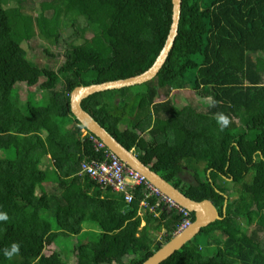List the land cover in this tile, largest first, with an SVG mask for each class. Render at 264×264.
Here are the masks:
<instances>
[{
    "label": "trees",
    "instance_id": "1",
    "mask_svg": "<svg viewBox=\"0 0 264 264\" xmlns=\"http://www.w3.org/2000/svg\"><path fill=\"white\" fill-rule=\"evenodd\" d=\"M47 1L55 8L34 17L36 35L61 49L51 64H38L22 0H0V212L9 217L0 221V264L12 243L21 264L45 247L51 252L43 264H141L173 237L183 216L161 203L156 215L147 208L138 214L144 186L129 188L127 204L123 193L79 173L83 159L101 154L82 136L70 93L150 67L169 31L171 0ZM19 35L33 47L8 59L1 42ZM186 87L210 89L216 105H174L171 91ZM81 106L139 160L219 213L159 264H264V160H252L254 152L264 154V0H182L177 35L157 74L91 94ZM217 112L230 118L222 132ZM173 128L184 132L182 147L168 159L149 158L155 146L173 142ZM46 155L51 164L42 163ZM239 181L243 193L232 197L230 184Z\"/></svg>",
    "mask_w": 264,
    "mask_h": 264
},
{
    "label": "water",
    "instance_id": "2",
    "mask_svg": "<svg viewBox=\"0 0 264 264\" xmlns=\"http://www.w3.org/2000/svg\"><path fill=\"white\" fill-rule=\"evenodd\" d=\"M181 1L182 0H171L172 14L169 31L162 48L150 67L139 74L126 78L93 83L89 85H79L73 88L70 93V111L87 131L94 134L101 141H103L105 145L125 164L143 174L161 191L169 195L187 210L194 213V220L188 227L173 235V237L168 242H166L161 248L145 259L141 264H159L163 262L176 250L181 248L184 243L192 239L202 227L207 226L214 220L220 219L219 213L214 204L209 199H203L201 201L190 199L181 190L174 187L161 175L156 173L148 165L139 160L132 149H126L82 108L81 100L96 92L138 85L153 78L165 62L177 35L181 11Z\"/></svg>",
    "mask_w": 264,
    "mask_h": 264
},
{
    "label": "built area",
    "instance_id": "3",
    "mask_svg": "<svg viewBox=\"0 0 264 264\" xmlns=\"http://www.w3.org/2000/svg\"><path fill=\"white\" fill-rule=\"evenodd\" d=\"M88 135L95 151L100 152L101 156L90 159H83L79 165V173L88 175L102 188H109L115 192L123 193L125 203H131L134 193L129 188L135 186H144L145 192L139 203L138 214L141 209H146L150 213L157 214L156 207L160 205L166 206L168 209L179 211L183 219L177 225L173 235L185 229L192 223L191 211L180 205L169 195L161 191L152 184L143 174L125 164L115 153H113L103 141L94 134L89 133L85 128L82 129V136ZM149 197H155V202L150 205Z\"/></svg>",
    "mask_w": 264,
    "mask_h": 264
},
{
    "label": "rangeland",
    "instance_id": "4",
    "mask_svg": "<svg viewBox=\"0 0 264 264\" xmlns=\"http://www.w3.org/2000/svg\"><path fill=\"white\" fill-rule=\"evenodd\" d=\"M54 5L47 1V0H22V22L25 26L27 27H31L34 29V38L36 39V45L37 47L33 49V52L35 53V57L34 60L38 63V64H42V63H50L54 60L53 54H55L56 52H58L61 47L59 45H55L54 43L48 41V40H43L38 38V36L36 34L38 33V29L36 26H34V17L40 12V11H47V10H52L54 9ZM61 16V13H59ZM62 24V23H61ZM112 30L115 32L116 35L120 36V32H121V28L118 24H112ZM71 32V27H65L62 29L61 33L63 35H67ZM91 34L87 33V36H90ZM25 36L24 35H19L17 37H8V39L4 38L1 42V45H3V49L5 51V55L6 57H8V59H17L19 57H21V55L25 52H28L31 47H33V43L29 44L27 43L26 46V40H25ZM34 44V45H35ZM43 52V54H42ZM197 60H199V55H197ZM21 88L23 89V85H20ZM189 88H183V89H179L176 90L174 92V94H177V100L180 103V105H183V103L187 104L188 98L192 101V103L195 104H207L209 102V98L210 97V89H203V90H188ZM42 95H44V98H46L48 95L45 91V89H40L38 90ZM201 106V105H200ZM138 113L137 111H134L131 115H129L127 117V119H125V121L128 122V120H132L135 117H137ZM141 137V135L139 136ZM149 137V138H148ZM148 138L147 140L150 139V135L147 133L146 134H142V138L141 139H145ZM135 153V152H134ZM48 157H43L42 161L45 163L48 161ZM51 162V161H50ZM202 175V174H201ZM202 177V176H201ZM242 181H239L237 184H230L232 194L233 195H239L240 193H243V189H242ZM48 186H52L48 185ZM249 206V204H243L241 205V212L246 211L247 207ZM252 217H255V214H252ZM253 223V222H252ZM244 225V223H243ZM253 224L250 225L249 227H247V230L249 231L252 228ZM216 235H219V233H214ZM213 234V235H214ZM199 240L201 239L198 238ZM51 252V248H47L45 247L42 251L41 254L37 257L31 258L29 260H27V264H43V257L48 255ZM19 262H22L20 260H18V258H12L11 260L5 258L3 260V264H21ZM169 264H182V260H178V261H172Z\"/></svg>",
    "mask_w": 264,
    "mask_h": 264
},
{
    "label": "crops",
    "instance_id": "5",
    "mask_svg": "<svg viewBox=\"0 0 264 264\" xmlns=\"http://www.w3.org/2000/svg\"><path fill=\"white\" fill-rule=\"evenodd\" d=\"M176 90H179V89H174V90L171 91L170 98L172 99L171 101L173 102L174 105L181 106L180 103L177 100V94H174V92ZM188 90L191 93V89H188ZM160 101H162L161 97L155 98V102H160ZM187 103L189 105L190 104L197 105L195 103H192V101L189 98H188ZM184 105H186V103H183L182 106H184ZM143 133L147 135L146 132H140L139 133L141 135L140 139L142 138V134ZM184 136L185 135H184V132L182 130H180L178 128H173L172 129V133H171V137H172L173 142L171 144H169V145L168 144L167 145L159 144V145L155 146L151 152H147V156L149 158H151V157L152 158L159 157L161 159H168V158H170L172 156V154H174L180 147H182L183 140H184ZM148 138H145V139H142V140L147 141ZM139 143H141V142L139 141ZM45 157H48L49 158L48 161L45 162V164H51L49 155H46ZM42 163H44V162L42 161ZM231 184L233 185V183H231ZM232 191L233 190H231V187H230L229 188V192H230V195L232 197L238 196V195H236V196L233 195L232 194Z\"/></svg>",
    "mask_w": 264,
    "mask_h": 264
},
{
    "label": "clouds",
    "instance_id": "6",
    "mask_svg": "<svg viewBox=\"0 0 264 264\" xmlns=\"http://www.w3.org/2000/svg\"><path fill=\"white\" fill-rule=\"evenodd\" d=\"M209 103L211 106L214 107L217 102L212 101L209 98ZM214 118H215L217 125L219 126V129L221 132L224 131L225 128H227L230 124V118L222 112H217L215 114ZM252 160L254 163H258L260 160H264V154H261L259 151L254 152L252 154ZM8 219H9V217H8L7 213L0 212V221H8ZM19 250H20L19 244L18 243H12L10 248H5L3 250V254L7 259L11 260L13 258V256L19 254Z\"/></svg>",
    "mask_w": 264,
    "mask_h": 264
}]
</instances>
